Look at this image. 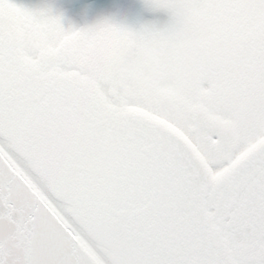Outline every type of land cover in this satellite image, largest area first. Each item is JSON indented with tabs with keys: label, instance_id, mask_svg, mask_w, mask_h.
<instances>
[{
	"label": "snow or ice",
	"instance_id": "snow-or-ice-1",
	"mask_svg": "<svg viewBox=\"0 0 264 264\" xmlns=\"http://www.w3.org/2000/svg\"><path fill=\"white\" fill-rule=\"evenodd\" d=\"M230 26L250 56L201 80L177 111L103 71L155 27H66L51 9L0 0V209L16 191L62 222L103 215L136 241L142 264H264V27ZM0 264H11L2 249Z\"/></svg>",
	"mask_w": 264,
	"mask_h": 264
},
{
	"label": "flooded vegetation",
	"instance_id": "flooded-vegetation-1",
	"mask_svg": "<svg viewBox=\"0 0 264 264\" xmlns=\"http://www.w3.org/2000/svg\"><path fill=\"white\" fill-rule=\"evenodd\" d=\"M32 9H51L66 27H86L106 20L133 30L155 27L134 35L106 60L103 71L115 88L142 97L155 106L168 94L176 104L186 103L194 87L210 74L244 62L250 51L247 40L231 23L239 17L240 4L226 8L202 0H169L163 10L150 0H17ZM88 7L87 15L82 8ZM245 8V7H244ZM264 27L263 21L251 23Z\"/></svg>",
	"mask_w": 264,
	"mask_h": 264
},
{
	"label": "water",
	"instance_id": "water-1",
	"mask_svg": "<svg viewBox=\"0 0 264 264\" xmlns=\"http://www.w3.org/2000/svg\"><path fill=\"white\" fill-rule=\"evenodd\" d=\"M55 195L67 199L63 190H55ZM34 196L13 191L0 209V249L10 256L11 264H105L72 224L49 215ZM29 208L39 218V228L32 226ZM70 216L107 252L110 264H142L138 244L115 222L100 214L73 211Z\"/></svg>",
	"mask_w": 264,
	"mask_h": 264
},
{
	"label": "rangeland",
	"instance_id": "rangeland-1",
	"mask_svg": "<svg viewBox=\"0 0 264 264\" xmlns=\"http://www.w3.org/2000/svg\"><path fill=\"white\" fill-rule=\"evenodd\" d=\"M245 7V8H244ZM244 7L242 4H240V14L238 18H243L246 21L253 23L255 21H263L264 20V0H245ZM175 94H168L165 98H163V102H157L155 103L156 107L162 108V109H169V110H180L186 103L182 104H176L174 102H171L169 98H174ZM67 221L72 224V226L78 231L80 235H82L94 248L100 259L105 262V264H110L107 257V252L101 248L97 243H95L89 236L86 234V232L80 228L69 216Z\"/></svg>",
	"mask_w": 264,
	"mask_h": 264
}]
</instances>
